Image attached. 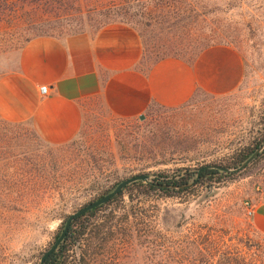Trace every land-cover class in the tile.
Wrapping results in <instances>:
<instances>
[{"label":"rangeland","instance_id":"374dc122","mask_svg":"<svg viewBox=\"0 0 264 264\" xmlns=\"http://www.w3.org/2000/svg\"><path fill=\"white\" fill-rule=\"evenodd\" d=\"M100 5L65 0L51 10L47 0H0V76L15 67L28 40L47 33L56 38L95 33L106 14ZM199 5L207 11L199 24L210 37L204 44L230 45L242 54L244 74L235 91L214 96L198 90L178 107L151 104L141 119L115 118L96 104L85 110L76 137L61 145L45 143L29 123L0 119V264H39L67 215L114 183L139 173L161 181L157 173L176 169L192 171V181L199 167L225 164L264 127V0ZM119 12L106 21L131 26L150 48L168 45L170 35L157 34L141 12ZM177 59L188 63L190 53ZM148 65L149 60L143 69ZM224 175L232 178L172 197L125 193L98 213L112 212L110 229L88 230L68 261L264 264V234L254 229L245 206L264 202V154L242 171ZM26 187L35 189L27 201L21 200Z\"/></svg>","mask_w":264,"mask_h":264},{"label":"crops","instance_id":"0c3cea01","mask_svg":"<svg viewBox=\"0 0 264 264\" xmlns=\"http://www.w3.org/2000/svg\"><path fill=\"white\" fill-rule=\"evenodd\" d=\"M142 54L138 33L124 23L33 38L0 76V119L29 123L45 143L61 145L76 137L87 107L99 104L112 117L133 119L151 104L183 105L198 90L229 94L243 79L242 54L230 45L208 46L191 63L164 58L149 70L140 67ZM251 219L264 234V202L253 206Z\"/></svg>","mask_w":264,"mask_h":264},{"label":"trees","instance_id":"16d2710c","mask_svg":"<svg viewBox=\"0 0 264 264\" xmlns=\"http://www.w3.org/2000/svg\"><path fill=\"white\" fill-rule=\"evenodd\" d=\"M62 1L64 2L65 0H47V4L52 10L53 6L57 2L60 3ZM201 1L202 0H98V2L101 3V8L106 10V14L103 15L101 19L102 21L97 25V30L109 23L106 21L107 19L118 17L120 15L119 11H121L123 8H132L137 10V12H141V17L146 18L153 26H155L154 29L157 30V34L170 35V37L165 36V38L168 37V45L162 46V49H160L161 46L158 47L157 45H153L150 48L142 39L143 42L141 44L143 54L140 63L141 69H143V65L147 60H149V65L145 70H149L155 63L169 57L170 55L173 57H178L180 53L184 52L190 53V62L188 63H191L203 49L208 47V45L204 44L207 42L205 38H210L209 36L205 37L204 32H201V28L199 26L201 22H205L207 14V11H200V8L202 7H200L199 3ZM187 30H191L189 35L187 33L185 34V31ZM45 36L54 37V35L51 33H47ZM263 142L264 127L257 133L255 137L252 138L251 141L237 148L228 158L227 162L223 165L228 167L238 166L240 163L246 160L251 155V153ZM263 154L264 153L260 154L252 162V165L258 162ZM181 171L182 170L179 169H176L173 172L162 171L157 173V175L158 177L162 178L161 182L164 184L183 185L190 182L193 172L190 170H185V172L181 173ZM222 178H232V176H226L217 170L207 169L201 173L200 178L195 186H193L191 189L188 188L183 190L154 187L150 184H144L140 181L130 183L107 203L86 212L82 216L76 217L71 222L66 237L62 243L59 245L57 250L46 259L44 264H75V260L74 262L68 261V257H70L68 253L73 247H75L76 244L80 245V241H82V238L88 230L110 229V225L108 223L109 216L112 212L110 211L109 214L103 213L99 216L98 213L104 212V209L107 208L108 205L120 200L125 193H129L130 195L132 191L137 190L141 194L147 195L149 191H154L162 197H172L181 191L192 192L197 185L218 182ZM116 185L117 182L104 192H98L99 194L93 200L111 191V189ZM25 190V195L23 198H21V200L23 199L27 201L29 200L28 197L35 193V189H29V187H26ZM6 200L8 203H12L11 200ZM13 210L21 211L20 209ZM60 231L61 229L55 232L54 240L57 238ZM223 264H237V262L232 263L229 261V259H225V263Z\"/></svg>","mask_w":264,"mask_h":264},{"label":"water","instance_id":"95a60500","mask_svg":"<svg viewBox=\"0 0 264 264\" xmlns=\"http://www.w3.org/2000/svg\"><path fill=\"white\" fill-rule=\"evenodd\" d=\"M139 118L141 119L142 115H140ZM263 151H264V142L261 143L251 153V155L246 160H244L242 163H240L238 166L228 167V166L215 164V163L203 165L197 169L196 174H195V178L192 181L185 183L183 185L164 184L159 179H156L155 177L149 175L148 173L135 174V175H132L130 177H127V178L121 180L119 183H117V185L111 191L107 192L106 194L102 195L101 197H99L95 200H92V201L86 203L82 207L78 208L77 210H75L72 213H70L69 215H67V217H66V219H65V221L61 227V231H60L59 235L54 240L52 245L46 251H44L41 254L39 264H44L46 259L57 250L59 245L62 243V241L66 237V234H67L68 229L71 225V222L76 217L82 216L86 212H88L94 208H97L100 205L107 203L113 197H115L125 186L129 185L130 183L140 181L144 184H150L154 187L168 188V189H173V190L188 189V188H191L197 184V182L200 178V175L204 170L213 169V170H217V171L224 173V174L237 173V172L242 171L246 166H248L250 163H252V161L255 160Z\"/></svg>","mask_w":264,"mask_h":264},{"label":"built area","instance_id":"2783aa9c","mask_svg":"<svg viewBox=\"0 0 264 264\" xmlns=\"http://www.w3.org/2000/svg\"><path fill=\"white\" fill-rule=\"evenodd\" d=\"M47 89H48L47 86L42 85V86L39 88V91H40V93H41L42 95H46V94H47ZM245 206H246L247 214H248L249 216H251L252 213H253V205H251L250 203L246 202V203H245Z\"/></svg>","mask_w":264,"mask_h":264}]
</instances>
